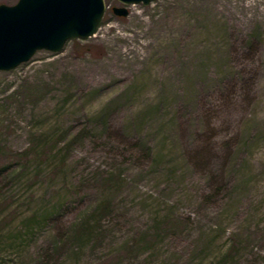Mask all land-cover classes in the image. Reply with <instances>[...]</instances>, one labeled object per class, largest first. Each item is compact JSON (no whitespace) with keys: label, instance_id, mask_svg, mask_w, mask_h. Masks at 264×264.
<instances>
[{"label":"rangeland","instance_id":"374dc122","mask_svg":"<svg viewBox=\"0 0 264 264\" xmlns=\"http://www.w3.org/2000/svg\"><path fill=\"white\" fill-rule=\"evenodd\" d=\"M104 3L0 70V264H264V0Z\"/></svg>","mask_w":264,"mask_h":264},{"label":"water","instance_id":"95a60500","mask_svg":"<svg viewBox=\"0 0 264 264\" xmlns=\"http://www.w3.org/2000/svg\"><path fill=\"white\" fill-rule=\"evenodd\" d=\"M123 4L151 0H118ZM104 0H17L0 4V70L16 67L37 50L58 52L68 39L87 38L96 31ZM112 11L125 16V6Z\"/></svg>","mask_w":264,"mask_h":264}]
</instances>
